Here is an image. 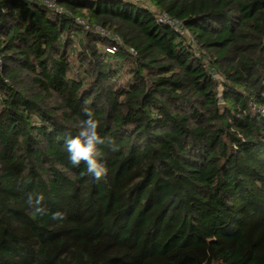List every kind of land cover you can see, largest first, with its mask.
I'll list each match as a JSON object with an SVG mask.
<instances>
[{"label": "trees", "instance_id": "obj_1", "mask_svg": "<svg viewBox=\"0 0 264 264\" xmlns=\"http://www.w3.org/2000/svg\"><path fill=\"white\" fill-rule=\"evenodd\" d=\"M60 4L0 0V264H264V0Z\"/></svg>", "mask_w": 264, "mask_h": 264}, {"label": "clouds", "instance_id": "obj_2", "mask_svg": "<svg viewBox=\"0 0 264 264\" xmlns=\"http://www.w3.org/2000/svg\"><path fill=\"white\" fill-rule=\"evenodd\" d=\"M82 113L87 118L79 122V131L75 136L70 133L66 136L65 148L73 166L79 167L83 162L86 165V175L99 181L107 174V167L101 160V147H108L113 152L118 151L119 148L110 136L100 134L99 121L95 119L94 112L90 108H82ZM26 196V203L34 209V214L41 216L46 214L43 194L29 192ZM65 218L66 214L61 211L51 216L54 221H63Z\"/></svg>", "mask_w": 264, "mask_h": 264}, {"label": "built area", "instance_id": "obj_3", "mask_svg": "<svg viewBox=\"0 0 264 264\" xmlns=\"http://www.w3.org/2000/svg\"><path fill=\"white\" fill-rule=\"evenodd\" d=\"M29 2L38 3L41 5H44L48 9L54 11L57 14H62L65 12L64 8L60 4V0H27ZM82 25H85L84 22L79 21ZM157 24L158 25H167L171 27L175 32L186 36L189 35L188 31L184 27L183 22L179 21L178 19H175L171 17L169 14L163 13L158 16L157 18ZM98 33H100L103 36H109V33L101 28L96 29ZM113 40L117 43H119L118 38H113ZM116 49H114L115 51ZM109 52L112 53V51L109 50ZM131 54L135 55V51L131 50Z\"/></svg>", "mask_w": 264, "mask_h": 264}, {"label": "rangeland", "instance_id": "obj_4", "mask_svg": "<svg viewBox=\"0 0 264 264\" xmlns=\"http://www.w3.org/2000/svg\"><path fill=\"white\" fill-rule=\"evenodd\" d=\"M141 1H143V0H141Z\"/></svg>", "mask_w": 264, "mask_h": 264}]
</instances>
